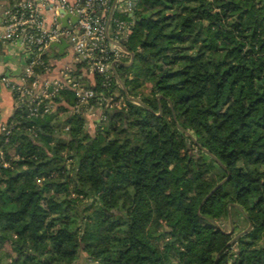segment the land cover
Instances as JSON below:
<instances>
[{
    "label": "trees",
    "instance_id": "obj_1",
    "mask_svg": "<svg viewBox=\"0 0 264 264\" xmlns=\"http://www.w3.org/2000/svg\"><path fill=\"white\" fill-rule=\"evenodd\" d=\"M135 1L118 112L0 132V264H264V0Z\"/></svg>",
    "mask_w": 264,
    "mask_h": 264
},
{
    "label": "built area",
    "instance_id": "obj_2",
    "mask_svg": "<svg viewBox=\"0 0 264 264\" xmlns=\"http://www.w3.org/2000/svg\"><path fill=\"white\" fill-rule=\"evenodd\" d=\"M119 1L16 0L5 10L0 41L20 44L25 63L18 78L4 76L3 82L12 93L15 109L25 113V118L58 111L68 103L66 91L72 92L75 101L69 103L71 112L85 113L88 129L106 121L107 112L125 105L111 86L116 65L131 59V52L122 45L132 32L133 21L115 13L130 14L136 1L122 0L117 6ZM63 40L67 42L63 53L56 49L51 55V44ZM66 55L72 60L59 67L60 75H52ZM2 127L9 133L13 126L6 122Z\"/></svg>",
    "mask_w": 264,
    "mask_h": 264
},
{
    "label": "crops",
    "instance_id": "obj_3",
    "mask_svg": "<svg viewBox=\"0 0 264 264\" xmlns=\"http://www.w3.org/2000/svg\"><path fill=\"white\" fill-rule=\"evenodd\" d=\"M8 8L7 0H0V23L2 22L4 12ZM55 43V42H53ZM52 43V44H53ZM51 44V55L58 48ZM64 56L59 59V62L52 69V75H60L61 65L69 62L71 57ZM25 63V53L20 44L14 41H0V127L7 122L15 111V102L10 90L3 82L4 76H9L12 79L18 78L21 74Z\"/></svg>",
    "mask_w": 264,
    "mask_h": 264
},
{
    "label": "rangeland",
    "instance_id": "obj_4",
    "mask_svg": "<svg viewBox=\"0 0 264 264\" xmlns=\"http://www.w3.org/2000/svg\"><path fill=\"white\" fill-rule=\"evenodd\" d=\"M121 3H122V0H120L119 2H118V4H117V6H120L121 5ZM123 15H125V14H123V13H119V12H116L115 13V16H118V17H122ZM67 56V55H66ZM65 56V57H66ZM70 56V55H69ZM68 57V56H67ZM70 58V57H69ZM72 59V58H71ZM125 61H126V59H125ZM79 67L81 68V64H79ZM130 68H129V71L127 72L128 74L130 73ZM127 74V75H128ZM118 92H120V87H117V89H116ZM69 99V100H68ZM67 100H68V103H67V105H65V104H63V105H60V107L58 108V112H59V117L60 118H63V119H65L66 117L68 118L69 117V115H70V113H71V109H70V106H69V103L71 104H75V101H71L70 100V97L68 98ZM115 110V109H114ZM57 112V111H56ZM77 112H81V111H77ZM112 112V111H111ZM84 115H85V113H84ZM23 117H25V113L23 114ZM88 120V119H87ZM107 121H104V122H102V123H106ZM96 124H94L93 126H90V132H91V134H94L95 133V130H96ZM3 130V127L1 126L0 127V132ZM29 131H31V132H33V129H30L29 128ZM30 132V133H31ZM64 131H62V133H63ZM37 140H39V137L37 136V137H35ZM10 151V154L12 155V158L14 159V158H16L15 157V155H13V150L12 149H10L9 150ZM0 155L3 157L2 158V160H0V163L1 164H5V165H9L10 163H11V160L10 161H8V160H6L5 159V148L3 147V148H0ZM227 214H228V219L229 220H225V221H223L221 224H219L220 225V227H222V229L225 231V232H227V233H229V236L228 237H226V238H223L222 240H221V242L220 243H222L224 240H228V243H232L233 241H234V236H236V234H238L239 233V231H241L242 229H244V228H246V222L242 219V215H241V213L238 211V209L237 208H232V216H233V220H235V221H237L236 223H237V227H236V229H234L233 228V223H232V217H231V210L230 209H228V211H227ZM57 240H58V243L63 247V249H66V250H68V249H70V247H71V245H73V242H69L68 241V239L67 238H65L64 236H62V234L61 235H59V236H57ZM5 247H8V245H6ZM236 250V245H233L232 246V248H231V251H230V253L231 252H233V251H235ZM96 255H98V252L95 254V256ZM232 258V257H231ZM88 263H90V261L88 262Z\"/></svg>",
    "mask_w": 264,
    "mask_h": 264
},
{
    "label": "water",
    "instance_id": "obj_5",
    "mask_svg": "<svg viewBox=\"0 0 264 264\" xmlns=\"http://www.w3.org/2000/svg\"><path fill=\"white\" fill-rule=\"evenodd\" d=\"M133 12H134V10L131 11L130 15H133ZM63 20L66 21V18H63ZM52 46L53 47H57L58 48V52L61 54V53H63L65 46H67V42L65 40H63L62 42H55V43L52 44ZM122 46H123L124 49H127L124 45H122ZM133 59H134V55H133V53H131L130 61L123 62V64L126 65V66H130L132 64V62H133ZM120 84H121L122 88L126 91V88L122 84L121 81H120ZM85 85L87 86L88 84L86 83ZM118 111L119 110H115L114 112H118ZM219 185H220V183L217 186H219ZM217 186L214 189H216ZM213 190L204 198V200H206L210 196V194L213 192ZM250 227H251V224H249L248 228H250Z\"/></svg>",
    "mask_w": 264,
    "mask_h": 264
}]
</instances>
